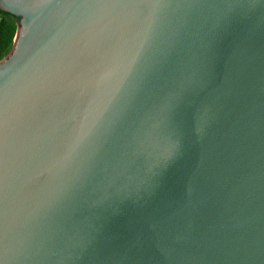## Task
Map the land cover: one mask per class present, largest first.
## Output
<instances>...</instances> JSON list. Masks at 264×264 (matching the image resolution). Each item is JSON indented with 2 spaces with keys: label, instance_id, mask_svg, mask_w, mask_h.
Returning a JSON list of instances; mask_svg holds the SVG:
<instances>
[{
  "label": "water",
  "instance_id": "1",
  "mask_svg": "<svg viewBox=\"0 0 264 264\" xmlns=\"http://www.w3.org/2000/svg\"><path fill=\"white\" fill-rule=\"evenodd\" d=\"M0 9V264H264V0Z\"/></svg>",
  "mask_w": 264,
  "mask_h": 264
},
{
  "label": "trees",
  "instance_id": "2",
  "mask_svg": "<svg viewBox=\"0 0 264 264\" xmlns=\"http://www.w3.org/2000/svg\"><path fill=\"white\" fill-rule=\"evenodd\" d=\"M18 20V16L0 9V60L12 49Z\"/></svg>",
  "mask_w": 264,
  "mask_h": 264
}]
</instances>
